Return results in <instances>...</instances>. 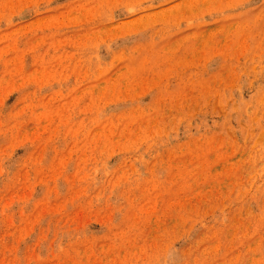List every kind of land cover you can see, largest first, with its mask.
Masks as SVG:
<instances>
[{
	"label": "rangeland",
	"instance_id": "374dc122",
	"mask_svg": "<svg viewBox=\"0 0 264 264\" xmlns=\"http://www.w3.org/2000/svg\"><path fill=\"white\" fill-rule=\"evenodd\" d=\"M0 264H264V0H0Z\"/></svg>",
	"mask_w": 264,
	"mask_h": 264
}]
</instances>
